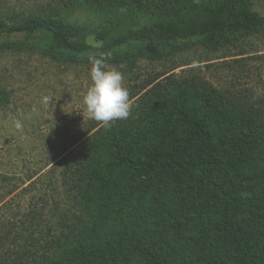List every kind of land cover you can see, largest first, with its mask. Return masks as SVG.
<instances>
[{"label":"trees","instance_id":"16d2710c","mask_svg":"<svg viewBox=\"0 0 264 264\" xmlns=\"http://www.w3.org/2000/svg\"><path fill=\"white\" fill-rule=\"evenodd\" d=\"M74 6L104 25L30 15L17 23L0 18V34H43L51 59L96 52L134 68L139 58L163 61L196 44L217 52L264 30L253 0H74ZM133 9L147 24L115 27L113 15L133 17ZM89 34L99 48L88 43ZM200 87L188 84L150 105L142 124L92 135L88 162L64 171L63 185L97 213L54 233L43 231L31 208L26 221L0 235V264H264V109ZM9 105L0 87V107Z\"/></svg>","mask_w":264,"mask_h":264},{"label":"rangeland","instance_id":"374dc122","mask_svg":"<svg viewBox=\"0 0 264 264\" xmlns=\"http://www.w3.org/2000/svg\"><path fill=\"white\" fill-rule=\"evenodd\" d=\"M73 7L74 0H0V18L17 23L30 15H61L72 24L104 25L97 14ZM252 9L264 16V0H253ZM128 13L113 15L115 27L138 29L147 24L135 9L133 17ZM87 41L93 48L101 46L93 34ZM49 43L40 33L0 34V87L10 96V105L0 107V235L6 227L26 221L23 214L31 208L40 216L43 231L68 232L81 216L90 221L97 212L91 205L85 210L80 198L66 190L63 172L88 162L92 135L144 123L147 108L171 99L180 87L205 86L200 88L264 109V30L217 52L196 44L163 61L139 58L134 68L106 59L107 70L123 73L132 105L129 118L111 127L84 111L83 97L92 83L90 60L100 57L98 53L51 59L45 52ZM44 97L52 103L45 105ZM13 118L23 120V131L15 129Z\"/></svg>","mask_w":264,"mask_h":264},{"label":"clouds","instance_id":"9594fccd","mask_svg":"<svg viewBox=\"0 0 264 264\" xmlns=\"http://www.w3.org/2000/svg\"><path fill=\"white\" fill-rule=\"evenodd\" d=\"M105 60L103 56L90 60L89 75L92 83L83 97V104L90 119L111 127L113 122L129 118L132 105L129 91L124 86L123 73L115 69L107 70ZM43 103L49 105L52 101L44 97ZM12 123L16 130L23 131L22 119L13 118Z\"/></svg>","mask_w":264,"mask_h":264}]
</instances>
